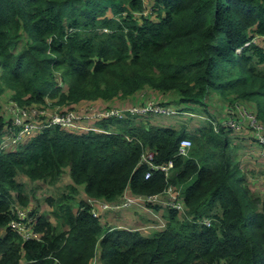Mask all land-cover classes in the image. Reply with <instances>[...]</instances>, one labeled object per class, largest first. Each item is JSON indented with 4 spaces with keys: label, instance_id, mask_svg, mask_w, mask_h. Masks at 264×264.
I'll use <instances>...</instances> for the list:
<instances>
[{
    "label": "trees",
    "instance_id": "1",
    "mask_svg": "<svg viewBox=\"0 0 264 264\" xmlns=\"http://www.w3.org/2000/svg\"><path fill=\"white\" fill-rule=\"evenodd\" d=\"M144 5L0 0V93L8 90L24 106L52 100L62 109L86 102L109 108L125 105L113 98L142 102L150 95L137 92L147 87L176 96L157 101L184 117L178 125L153 113L86 120L88 128L50 125L0 152V264H90L94 250L96 264H264V178L253 192L231 141L246 129L221 123L223 111L208 102L216 92L224 106L240 100L264 119V45H244L264 34V0H154L142 13ZM195 116L201 124L189 127L185 119ZM3 126L0 115V139ZM182 137L191 139L187 155L176 154ZM147 148L156 162L172 158L168 176H144L138 159ZM64 169L74 197L82 194L77 209L66 206L61 225L40 214L33 223L22 219L41 240L22 239L9 224L17 219L13 201L27 204L16 176L52 183ZM168 185L179 189L186 212L152 205L163 227L152 217L156 226L145 229L104 225L87 201ZM203 216L211 223H201Z\"/></svg>",
    "mask_w": 264,
    "mask_h": 264
},
{
    "label": "built area",
    "instance_id": "2",
    "mask_svg": "<svg viewBox=\"0 0 264 264\" xmlns=\"http://www.w3.org/2000/svg\"><path fill=\"white\" fill-rule=\"evenodd\" d=\"M249 43L264 45V34L253 33L245 41L244 45H248ZM140 95L144 97L143 93ZM223 111L225 116L221 117V123L235 130L244 128L250 131L252 138L260 148V155L264 158V119H260L251 106L240 100L227 102ZM126 113H153L169 116L176 113V110L173 106L162 104L150 97H144L142 102H133L128 105H117L109 108H98L94 103H88L79 108L53 110L39 105L24 106L8 98L0 106V115L4 118L3 133L0 139V152L16 148L26 138H29L50 125L69 128H88L85 124L86 120L111 116L122 117ZM214 119V129L217 130V121L216 118ZM190 145L191 139L189 137H182L178 142L176 154L187 155ZM154 157L155 152L153 149H142L138 163L147 166L144 176L148 178L154 170H160L168 176L170 168L173 166L172 158L166 162H156ZM87 201L90 205L92 215L98 217L101 222H106L104 211L113 212L114 215L119 214L122 216L120 212L130 208H137L136 210H142L149 214V217L156 219L157 226L163 227L164 220L160 213L153 209L152 205L156 204L161 207L173 208L181 213L186 212L184 199L179 189L174 185H168L162 191L156 193H130L125 190L116 200L89 197ZM13 206L17 219H10L9 224L15 232L24 240L29 238H35L36 241L41 240V235L38 231L31 230L21 222L22 219L26 218L33 223V214H30V212L32 213V208L26 209V207L20 204H13ZM198 220L201 223L210 224L212 218L203 216ZM154 225L153 222H148L144 227L149 228Z\"/></svg>",
    "mask_w": 264,
    "mask_h": 264
},
{
    "label": "rangeland",
    "instance_id": "3",
    "mask_svg": "<svg viewBox=\"0 0 264 264\" xmlns=\"http://www.w3.org/2000/svg\"><path fill=\"white\" fill-rule=\"evenodd\" d=\"M153 1L154 0H144L145 5L142 10V13H148L149 10L152 9ZM5 94L8 96L10 92L8 90H5L0 93L2 102H5L7 100V98H5ZM0 105L2 104L0 103ZM44 106L48 107L51 110L62 109L60 105L53 104L52 100H48L47 103L44 104ZM62 107H66V106L62 105ZM224 116L225 114L223 111L221 117ZM156 117L158 119H161L160 116H156ZM201 119L202 118L195 116L193 118L185 119L186 120L185 122L189 127H191V125L193 124L198 126L202 122ZM213 121H215L214 118L212 119V123ZM242 155L243 152H241V150H239L238 152L236 151V158L239 161L240 167L242 170L245 171L246 176L250 179L249 187L253 192L258 193L259 188L262 186L261 179L264 178V172H261V170L264 171V159L261 156L260 158H258L257 156L244 158ZM16 179L22 182L24 186V190L19 193V197L20 199H27V204H23L19 200L13 202L15 204H20L21 206L26 207V209L32 208L33 221L35 222L37 221V218L40 214L43 217H45L51 225H61L64 216V209L66 208V206L68 205L71 206L73 211L77 209V201L80 196L79 193L77 192L74 197L73 193L70 191V188L68 187L69 177L67 175V169H64V171L61 173L57 181H54L52 183L49 182L48 180L43 181V180L31 179L27 175L21 173H19L16 176ZM118 215L119 214H116V216ZM130 222L125 223L124 225L127 228H132L140 225V223L135 221L134 222L130 221ZM103 224L107 225L106 222H104ZM113 224L110 223L109 225H113ZM38 232L41 233L40 231ZM96 249L98 250V248ZM46 257L50 258L53 257V255H47ZM23 261H26L25 257H23ZM97 261H99L98 251L94 250V253L92 254L91 262H93V264H96Z\"/></svg>",
    "mask_w": 264,
    "mask_h": 264
},
{
    "label": "crops",
    "instance_id": "4",
    "mask_svg": "<svg viewBox=\"0 0 264 264\" xmlns=\"http://www.w3.org/2000/svg\"><path fill=\"white\" fill-rule=\"evenodd\" d=\"M141 93H143L144 96H146V94H148L150 96H146V97L154 98L155 100H166V99H168V100L173 101L174 98L176 97L174 95H171V93L169 91H166L165 93H160V92H156L155 90L149 89L147 87H144L137 92V94H141ZM5 98L8 99L9 96H7L5 94ZM130 100H131V98H126L124 100H122L120 98H113L111 100V103L112 102H116V103L122 102L125 105H128V104H130ZM5 102H2L1 97H0V103L3 104ZM208 102L214 108L215 111H218L217 114H220V115L222 114L225 101L216 92H211L209 94ZM88 103H92V102L83 103L81 106L88 104ZM96 104H99V103H96ZM247 105L253 107V105H251L249 103ZM182 119H184L183 116L172 115V116L164 118L163 121L165 124L178 125ZM231 141H232V144H235L237 146V152L239 150H241V152H243L242 156L244 158H248V157H252V156H257L258 158H260V156H261L260 152H259L260 148H259L258 144H256L253 141L250 131L241 130L240 132L231 133ZM261 157L263 158V156H261ZM262 171L263 170H261V172ZM78 189H79V192H82V188H78ZM79 196H82V194L79 193ZM136 209L137 208H135V209L130 208L128 210H124L123 212H120V214H122V216L121 215L116 216L113 214V212H107V211H104L103 213H104V216L106 217V223H108V224H110V223H112V224L114 223L113 225L119 224V223L125 224V223H129L130 221H132V222L135 221V222L140 223V225H138L136 227L141 228V229H145L146 227H144V226L148 222H150L149 215L142 210H136Z\"/></svg>",
    "mask_w": 264,
    "mask_h": 264
}]
</instances>
